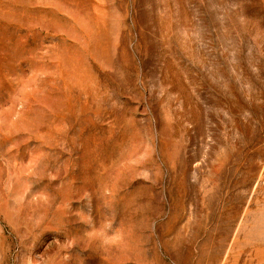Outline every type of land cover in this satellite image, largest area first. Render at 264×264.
<instances>
[{
    "label": "rangeland",
    "instance_id": "1",
    "mask_svg": "<svg viewBox=\"0 0 264 264\" xmlns=\"http://www.w3.org/2000/svg\"><path fill=\"white\" fill-rule=\"evenodd\" d=\"M0 264H264V0H0Z\"/></svg>",
    "mask_w": 264,
    "mask_h": 264
}]
</instances>
